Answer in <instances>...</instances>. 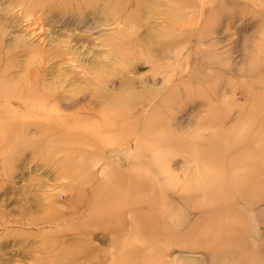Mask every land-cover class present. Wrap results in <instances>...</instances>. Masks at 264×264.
I'll return each mask as SVG.
<instances>
[{
	"label": "rangeland",
	"instance_id": "rangeland-1",
	"mask_svg": "<svg viewBox=\"0 0 264 264\" xmlns=\"http://www.w3.org/2000/svg\"><path fill=\"white\" fill-rule=\"evenodd\" d=\"M252 126L264 0H0V264H264Z\"/></svg>",
	"mask_w": 264,
	"mask_h": 264
},
{
	"label": "bare ground",
	"instance_id": "bare-ground-1",
	"mask_svg": "<svg viewBox=\"0 0 264 264\" xmlns=\"http://www.w3.org/2000/svg\"><path fill=\"white\" fill-rule=\"evenodd\" d=\"M13 91L14 90L11 91L12 93H9L10 91L5 92L3 94V96L6 98L19 100L22 98V96L27 95V92L25 93L24 89L19 90L18 93H17V91H15V92H13ZM252 128L255 129L256 132H258V134H256V135L261 134L264 136V133L261 130H259L253 126H252ZM241 146H243V145H241ZM242 149H245L244 153L250 152V155L253 157L258 153H261V155H263V153H264V145L263 144L261 146V149H259V151H256V152H251L250 151L251 148L248 147L247 144ZM256 156H260V155H256ZM260 158H261V156H260ZM257 159H259V158H257ZM259 162H260V163H258L259 165L258 164H256V165L252 164L249 167H247L248 164H245L244 168H242V167H240V165L237 161H228L226 171H223V169H221L220 167L214 166L215 169L214 168L213 169L215 170V172L212 173V171H211L210 175L207 172H205L206 174L209 175V177L213 181H217L216 183H229V184L236 185L235 190L232 193H230L229 195H223L222 198H221V196H217V198L214 196V198H215L214 201H216L217 204L219 205V207L215 208V210H214L215 215L222 216V217L223 216L231 217V220L237 219L238 213L233 208V204L235 202L245 201L248 204V203H250V201H252V200L254 201L255 197L253 195H259L260 198L264 197V193L260 190V185L264 184V157ZM206 174L204 175V177L206 176ZM208 175H207V177H208ZM212 180H211V182H212ZM213 194H214V192H213ZM243 205L244 204H242V206ZM218 220H220V219H218ZM217 223H219V221ZM238 230H239V224L235 225L234 229L230 228V230H228V233L226 234L227 236H225L226 240L222 241L223 244L228 243L229 247H234V244H236L238 247H240V245L242 243H240V241L238 239H236ZM219 241H220V239H219Z\"/></svg>",
	"mask_w": 264,
	"mask_h": 264
}]
</instances>
